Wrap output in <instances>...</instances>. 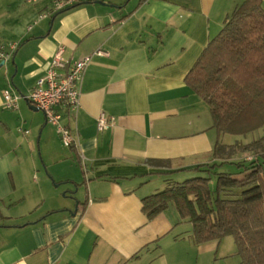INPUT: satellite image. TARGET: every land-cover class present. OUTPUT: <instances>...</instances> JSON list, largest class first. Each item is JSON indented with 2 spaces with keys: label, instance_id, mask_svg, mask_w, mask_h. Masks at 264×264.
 I'll return each mask as SVG.
<instances>
[{
  "label": "crops",
  "instance_id": "obj_1",
  "mask_svg": "<svg viewBox=\"0 0 264 264\" xmlns=\"http://www.w3.org/2000/svg\"><path fill=\"white\" fill-rule=\"evenodd\" d=\"M97 1L39 19L52 0H0V43L18 44L0 62V264H209L212 253L222 264V239L195 244L172 204L148 219L141 199L217 162V140H255L225 143L184 83L244 0ZM59 45L69 61L90 58L76 109L60 110L71 147L25 98ZM7 88L23 96L16 109ZM101 112L112 121L98 131Z\"/></svg>",
  "mask_w": 264,
  "mask_h": 264
},
{
  "label": "trees",
  "instance_id": "obj_2",
  "mask_svg": "<svg viewBox=\"0 0 264 264\" xmlns=\"http://www.w3.org/2000/svg\"><path fill=\"white\" fill-rule=\"evenodd\" d=\"M185 85L208 106L218 135H246L264 127V9L260 0H244L184 77ZM238 151L249 159L237 171H211ZM212 164L181 182L167 181L141 199L151 219L172 204L181 221L191 225L193 243L233 238L240 264H264V135L246 144L217 140ZM246 162V163H245ZM215 174L214 187L211 176ZM6 216L0 209V226Z\"/></svg>",
  "mask_w": 264,
  "mask_h": 264
},
{
  "label": "built area",
  "instance_id": "obj_3",
  "mask_svg": "<svg viewBox=\"0 0 264 264\" xmlns=\"http://www.w3.org/2000/svg\"><path fill=\"white\" fill-rule=\"evenodd\" d=\"M94 0H52L51 5L41 11L39 19L51 16L77 3ZM18 44L16 42L0 43V62H7ZM97 53L105 54L98 50ZM89 57L69 61L64 57V48L59 45L49 60L44 75L39 77L33 88L25 97L29 103L41 110L45 120L55 127L61 143L66 147L76 145V139L70 128L62 122L60 110L74 111L78 104L79 87ZM23 96L10 89L3 91V105L8 109H16ZM112 118L104 113L97 117V130L102 131L111 124Z\"/></svg>",
  "mask_w": 264,
  "mask_h": 264
},
{
  "label": "rangeland",
  "instance_id": "obj_4",
  "mask_svg": "<svg viewBox=\"0 0 264 264\" xmlns=\"http://www.w3.org/2000/svg\"><path fill=\"white\" fill-rule=\"evenodd\" d=\"M264 132V128L263 129H258L255 132L250 133L249 135H246V139H258L257 136L261 135V133ZM235 137V135H231V134H226L223 137V141L225 143H227L228 141H232V138ZM243 137V135H242ZM231 138V139H230ZM246 163V162H245ZM238 167L236 165H230L229 163L225 164H221L220 166H218L217 171H229V172H234L237 171ZM211 187H214V183H215V174L211 173ZM182 180V179H181ZM222 243V249L220 251L217 252L216 254V259H218L220 262H222V264H237V262H239V257L236 254V247L233 241V238L231 236H227L224 237L221 241ZM224 253V254H221ZM228 255V256H223V255ZM214 254L212 253L210 256V260H208L209 264L212 263V260L214 259Z\"/></svg>",
  "mask_w": 264,
  "mask_h": 264
},
{
  "label": "water",
  "instance_id": "obj_5",
  "mask_svg": "<svg viewBox=\"0 0 264 264\" xmlns=\"http://www.w3.org/2000/svg\"><path fill=\"white\" fill-rule=\"evenodd\" d=\"M98 3H102L103 4V2L102 1H97ZM33 109H35V110H38V108L37 107H35V106H33Z\"/></svg>",
  "mask_w": 264,
  "mask_h": 264
}]
</instances>
